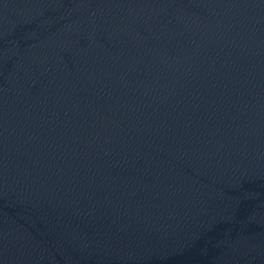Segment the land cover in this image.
Returning a JSON list of instances; mask_svg holds the SVG:
<instances>
[{
  "label": "water",
  "instance_id": "water-1",
  "mask_svg": "<svg viewBox=\"0 0 264 264\" xmlns=\"http://www.w3.org/2000/svg\"><path fill=\"white\" fill-rule=\"evenodd\" d=\"M0 264H264V0H0Z\"/></svg>",
  "mask_w": 264,
  "mask_h": 264
}]
</instances>
